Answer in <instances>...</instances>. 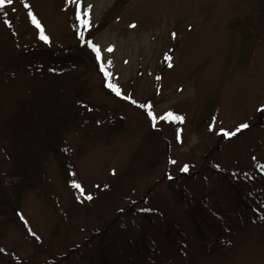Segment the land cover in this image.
<instances>
[{
	"label": "rangeland",
	"instance_id": "1",
	"mask_svg": "<svg viewBox=\"0 0 264 264\" xmlns=\"http://www.w3.org/2000/svg\"><path fill=\"white\" fill-rule=\"evenodd\" d=\"M260 108L264 0H12L0 264H264Z\"/></svg>",
	"mask_w": 264,
	"mask_h": 264
},
{
	"label": "trees",
	"instance_id": "2",
	"mask_svg": "<svg viewBox=\"0 0 264 264\" xmlns=\"http://www.w3.org/2000/svg\"><path fill=\"white\" fill-rule=\"evenodd\" d=\"M81 49V48H80ZM32 50H35V48L34 49H32ZM82 51H83V53H84V55L86 56H89L92 60H93V62L98 66V60H97V52L95 51V50H93V52L89 49V50H87V49H85V47L84 48H82L81 49ZM95 57H94V56ZM69 62H74V60L73 59H70V61ZM78 64V63H77ZM100 69V68H99ZM100 72H102L103 73V70L102 69H100ZM86 77V74H84V72H79L77 75H76V78H75V83H74V87H73V89H74V93H75V95H76V97L78 98V99H80V88H81V85H80V82L81 81H84V78ZM103 84V83H102ZM102 86H104V85H102ZM80 101V100H79ZM48 117H51V116H48ZM47 117V118H48ZM41 128V127H40ZM37 133L40 135L41 134V131L39 130V131H37ZM24 176V175H23ZM22 176V177H23ZM236 183L235 182H230V187H231V189L235 192V195L237 196V199H238V202L244 207V213L245 214H249V208L251 207V204L249 203V201L245 198V195L243 194V192L235 185ZM9 185H13V182H10V184ZM197 218V217H196ZM194 219V222H195V225L197 226V228H198V232H199V234L202 236V237H204V238H207V236H208V231H207V229L205 228V226L204 225H202L200 222H199V220L198 219ZM170 232H168V235H170L169 234ZM170 238H171V240H172V237L170 236Z\"/></svg>",
	"mask_w": 264,
	"mask_h": 264
},
{
	"label": "snow or ice",
	"instance_id": "3",
	"mask_svg": "<svg viewBox=\"0 0 264 264\" xmlns=\"http://www.w3.org/2000/svg\"><path fill=\"white\" fill-rule=\"evenodd\" d=\"M73 2H77V0H73ZM11 3H12V0H0V10H3V8L5 7L6 4H11ZM26 7H27V5H26ZM78 7H79V5H78ZM89 7H91V6H89ZM28 15H29V17L31 18L32 23L36 26L37 29H39V39H41V40H43L45 43H47V42H48V37L44 34V30H43V28L41 27V25H40L39 21L37 20V18L35 17V15H34L31 11L28 12ZM87 15H88V12L85 11V12H84V16H87ZM77 19L81 20V25H82L83 27H85V28L89 27V23H88V21L85 20V19H83V18L81 17L79 11L77 12ZM132 26L134 27V25H132ZM80 38L83 39V36L81 35ZM86 43H87L89 46L94 47V46L92 45V42H91V41H87ZM94 50L97 52V59H100L99 49L94 47ZM107 51L111 52L112 49L109 48V49H107ZM167 59H170V57H166V60H167ZM169 66H171V65H169ZM102 70H103V69H102ZM109 87H112V85H109ZM113 90H115V89H113ZM116 94H117V95H120V93H119L118 91H117ZM258 111L264 112V108H260V109H258ZM149 114L151 115V113H149ZM168 116H169V117H172L173 119H178V120H180L181 122L183 121V117H174L172 113H168ZM162 119H163V118H162ZM214 122H215V120H214ZM209 127H210V130H211L212 125H210ZM247 127H249L247 124H241V125L236 129V131L231 132V133H227V132H225L224 135H226V136H235L237 132H239L241 129H244V128H247ZM173 163H175V161H173ZM187 170H188L187 167H185V168L182 169V171H185V172H186ZM74 186H75L76 188H80V185H79V184H75ZM81 195H84L83 191H81ZM85 199H87V200H91V199H92V196H91V195H86V196H85Z\"/></svg>",
	"mask_w": 264,
	"mask_h": 264
}]
</instances>
